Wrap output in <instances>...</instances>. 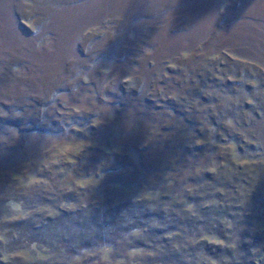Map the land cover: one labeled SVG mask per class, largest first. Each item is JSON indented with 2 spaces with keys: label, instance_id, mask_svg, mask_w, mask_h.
Wrapping results in <instances>:
<instances>
[{
  "label": "trees",
  "instance_id": "1",
  "mask_svg": "<svg viewBox=\"0 0 264 264\" xmlns=\"http://www.w3.org/2000/svg\"><path fill=\"white\" fill-rule=\"evenodd\" d=\"M193 1L152 0L148 5L131 1L136 9L128 15L129 25L134 23L130 19H150L163 12L196 13L201 7ZM108 13L113 15V9ZM133 29L135 35L138 28ZM116 37L112 48L126 40ZM78 43L74 54L82 51L83 44ZM143 45L139 51L146 54L148 70L142 72L148 73L149 88L156 96L159 85L167 92L156 101L152 95L143 96L142 87L125 83L118 84L114 98L123 103L122 95L127 94L128 105L141 102L145 111L137 114L147 118L151 128L170 131L165 145L170 155L99 156L114 164L103 165L96 174L103 181L97 187L98 198L87 186L72 191L39 182L17 189L19 180L1 181L0 264H94L108 248L116 258L142 250L137 264H264V159L259 156L262 149L253 143L255 126L264 120V70L254 63L210 57L203 72L189 67L185 76L184 70L162 68L154 52L156 65L168 73L156 75L152 71L156 65L147 56L152 44ZM107 54L102 51L95 60ZM233 63L241 72L232 70ZM62 70L69 71L65 65ZM155 79L159 85H152ZM91 117L75 114L71 124L64 125L49 120L46 112L10 113L0 115V133L61 134L66 126L83 127ZM190 135L204 143L191 142ZM11 202L19 204L23 215L10 214Z\"/></svg>",
  "mask_w": 264,
  "mask_h": 264
},
{
  "label": "rangeland",
  "instance_id": "2",
  "mask_svg": "<svg viewBox=\"0 0 264 264\" xmlns=\"http://www.w3.org/2000/svg\"><path fill=\"white\" fill-rule=\"evenodd\" d=\"M131 1L138 0H0V115L46 112L49 120L64 125L71 124L75 114L93 116L83 127L66 126L61 134L0 133V182L17 179L21 183L17 189L39 182L72 191L87 186L95 195L103 183L96 174L103 165L114 164L100 161L99 156H169L165 145L170 131L157 125L151 128L148 119L137 114L144 110L141 102L128 105L127 94L122 95L123 103L114 98L118 84L125 83L129 88L142 87L143 96L152 95L155 100L167 92L157 79L152 85L158 83L159 95L147 84L148 73L142 72V68L148 70L147 58L139 51L146 42L152 44L149 61L158 64L151 56L156 52L162 68L184 70L185 76L189 67L203 72L210 57L254 63L264 70V0H194L201 7L196 13L163 12L150 19H130L134 21L130 26L128 15L136 9ZM229 5L240 7L225 9ZM110 8L113 15L108 13ZM122 19H126L124 27L118 24ZM131 27L138 28L135 35ZM116 36L126 40L112 48ZM78 41L82 51L74 54ZM102 51L108 54L96 61ZM139 59L143 62L139 66L128 62ZM64 65L68 72H63ZM235 65L232 70L241 72ZM152 71L168 75L158 65ZM259 122L253 143L262 149L259 156L264 159V120ZM189 140L204 143L193 135ZM62 173L65 176L58 178ZM107 174L114 176L113 171ZM9 204L10 214L23 215L18 203ZM112 254L110 248L104 249L94 264H137L143 251L126 252L123 258Z\"/></svg>",
  "mask_w": 264,
  "mask_h": 264
}]
</instances>
